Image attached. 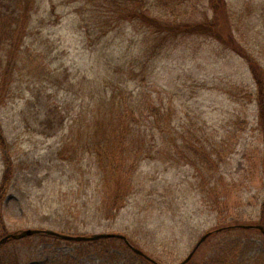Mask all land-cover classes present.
<instances>
[{
    "label": "rangeland",
    "instance_id": "obj_1",
    "mask_svg": "<svg viewBox=\"0 0 264 264\" xmlns=\"http://www.w3.org/2000/svg\"><path fill=\"white\" fill-rule=\"evenodd\" d=\"M180 2L179 9L164 8L173 19L201 22L214 15L210 0ZM227 2L219 25L222 37L233 35L264 66V0ZM0 8L10 15L0 17V88L5 86L10 58H22L11 66L8 94L0 107L6 138V147L0 145V184L6 157L17 169L4 202L11 232H117L161 264L181 263L210 232L215 235L200 245L191 264H201L221 243L232 241L242 243V257L264 252L262 232L243 227L218 232L235 221L257 222L264 198V124L258 119L256 85L244 57L223 39L197 33L181 34L157 49L160 36L147 42L144 29L132 21L100 29L96 18L101 13L75 0H34L28 14L16 0H2ZM149 58L148 73L140 71L141 61ZM130 63L137 76L126 86L135 94L150 95L151 101L156 98L160 124L153 122L155 131L149 138L153 155L141 163L125 206L109 219L88 202L84 190L80 197L77 192L72 195V189H79L78 181L58 151L70 124L97 103L91 85ZM193 139L214 151L209 168L187 163L177 154ZM87 162L82 187L88 176L94 182ZM49 170L52 178H59L57 183H47ZM47 184L58 193L70 191L61 207L77 204L49 213L41 197ZM37 236L14 239L0 250L5 264H57L65 257L74 264H134L124 249L104 252L74 239ZM259 262L264 264V259Z\"/></svg>",
    "mask_w": 264,
    "mask_h": 264
},
{
    "label": "trees",
    "instance_id": "obj_2",
    "mask_svg": "<svg viewBox=\"0 0 264 264\" xmlns=\"http://www.w3.org/2000/svg\"><path fill=\"white\" fill-rule=\"evenodd\" d=\"M75 1L81 2V6H92L94 7V12L101 13L100 17L96 18L97 25L100 29L106 26L112 29L125 21H132L144 29L147 42H151L149 37L155 40V35L160 36V43L155 46L157 49L162 50L168 41L173 40L181 34L197 33L209 35L219 40L223 39L224 42L229 44L232 50L244 57L249 64L252 78L256 85L254 101H256L258 107V119L259 122L264 124V66L245 51L233 35L227 36L226 39L222 37L223 34L219 25L221 23L220 21L226 15L225 12L228 7L227 0H210L214 15L209 20L207 18L201 22H186L178 18L173 19L168 12H165L164 8H168L169 5H172L173 9H179L181 0H157L156 2H153V0ZM16 3L21 7V10H26L28 14L29 7L34 3V0H16ZM0 11L1 19H6L10 16L6 15L1 8ZM78 11L83 15L85 13L83 7H80ZM224 13L225 15H223ZM149 50L150 46L148 44L146 51L149 52ZM20 59L22 60V58H10L9 60V66H7V70L4 73L3 82L5 86L0 88V107L5 102L8 94L6 83L8 82V74L11 73V66H17ZM151 60L149 58L141 61L140 71L147 72ZM125 68L120 66L118 69L109 73L116 74L106 77L100 83L96 82V84L91 85V95L96 97L95 100L97 102L94 108L87 113L91 114V116H85L86 113L84 110L80 112L78 118L70 124V132L63 139V143L58 151L59 158L63 160V163L71 166V177L78 181L79 189H72V195L77 192V196L80 197L81 191L84 190L89 194L88 202L92 203L94 207L104 213L109 219H114L120 209L125 206L127 197L130 195L133 187L134 176L141 166V163L145 158L153 155V144L149 138L155 131L153 122L160 124L159 117L161 115L160 110L153 103L156 98L151 101L152 98L148 94L146 95L149 98L143 96V92L142 94H135L134 91L128 90L126 86L127 81L135 78L137 74L132 63ZM141 97L145 99L143 100ZM3 132L4 128L0 117V145L6 147V138ZM198 143L194 139L190 140L185 147L179 148V151L177 149V154H181L180 159L186 160L187 163L193 165L202 164L205 168H209L211 165L210 157L214 151L208 152L204 144L198 145ZM86 160L90 161L87 163L91 164L90 168L94 172V182L91 181V176H88L87 188L86 185L84 187L81 185L85 176V171L82 167ZM5 164L6 167L0 184V240L11 233L4 215V202L5 193L12 188V184L17 176L16 166L8 157H6ZM47 173V183L52 180L56 183L59 181L57 176L51 177L52 170H49ZM43 179L42 181H44ZM44 191L45 193L41 197L45 200L44 207L49 213H58L65 207V210H70L77 204L72 203L61 207L65 200L70 198V191L68 190L58 193L55 190H50V184H47L46 190ZM242 222L235 221L233 225L242 224ZM250 224L264 225V198L261 204L259 220L257 222L252 221ZM232 229L238 228L230 227L229 225L221 227L218 232L223 233L225 231H232ZM253 230L261 232L258 229ZM213 235L215 233H211L209 237ZM37 237L70 241L57 236L39 235ZM129 240L132 244L140 248L133 239L129 238ZM12 241L14 239H10L0 245V250ZM79 242H86L104 252H111L113 247L127 250L132 254V262L134 264H156L134 252L123 239L118 237L81 240ZM241 247L242 243L240 241L221 243L213 256L201 264H262L261 262L263 260L261 262L259 261L260 259H264V252L257 253L251 258L242 257L240 255ZM4 261V258L0 254V264H5L6 262ZM74 263L75 260L71 257H65L60 259L57 264ZM8 264L16 263L9 262ZM186 264L191 263L189 261Z\"/></svg>",
    "mask_w": 264,
    "mask_h": 264
},
{
    "label": "water",
    "instance_id": "obj_3",
    "mask_svg": "<svg viewBox=\"0 0 264 264\" xmlns=\"http://www.w3.org/2000/svg\"><path fill=\"white\" fill-rule=\"evenodd\" d=\"M237 227H243L247 229H260L264 233V225L262 224H239ZM35 234H43V235H48V236H58L64 239H69V240H98L101 238H107V237H118L123 239L127 245H129L136 253L146 257L147 259L154 261L151 257H149L145 252H143L141 249L135 247L128 237L125 234L121 233H115V232H108V233H99V234H92L89 236L86 235H69V234H63L54 230H49V229H41V228H27L23 229L20 232H15V233H9L5 237H3L0 240V245L7 242L9 239H20L23 237L27 236H32ZM209 236V233L204 234L200 240L197 242L195 247L192 249L190 254L181 262L180 264H185L187 263L194 255V253L197 251V249L200 247V245L205 241V239ZM157 263V262H156ZM158 264V263H157Z\"/></svg>",
    "mask_w": 264,
    "mask_h": 264
}]
</instances>
